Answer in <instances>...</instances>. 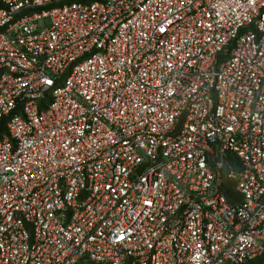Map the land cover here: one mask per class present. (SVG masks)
Returning <instances> with one entry per match:
<instances>
[{"label": "built area", "instance_id": "obj_1", "mask_svg": "<svg viewBox=\"0 0 264 264\" xmlns=\"http://www.w3.org/2000/svg\"><path fill=\"white\" fill-rule=\"evenodd\" d=\"M0 264H264V0H0Z\"/></svg>", "mask_w": 264, "mask_h": 264}]
</instances>
